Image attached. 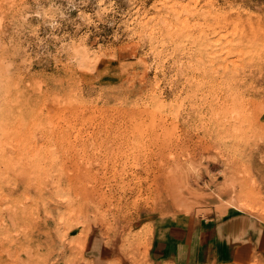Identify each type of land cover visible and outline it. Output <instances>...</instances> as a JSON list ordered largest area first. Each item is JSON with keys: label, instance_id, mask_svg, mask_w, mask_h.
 I'll list each match as a JSON object with an SVG mask.
<instances>
[{"label": "rangeland", "instance_id": "1", "mask_svg": "<svg viewBox=\"0 0 264 264\" xmlns=\"http://www.w3.org/2000/svg\"><path fill=\"white\" fill-rule=\"evenodd\" d=\"M232 208L264 221V0H0V264H150Z\"/></svg>", "mask_w": 264, "mask_h": 264}, {"label": "crops", "instance_id": "2", "mask_svg": "<svg viewBox=\"0 0 264 264\" xmlns=\"http://www.w3.org/2000/svg\"><path fill=\"white\" fill-rule=\"evenodd\" d=\"M147 254L150 264H264V221L238 208L157 218Z\"/></svg>", "mask_w": 264, "mask_h": 264}]
</instances>
